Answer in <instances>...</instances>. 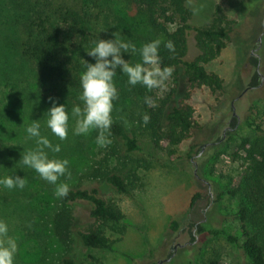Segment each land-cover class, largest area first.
Listing matches in <instances>:
<instances>
[{"label": "rangeland", "instance_id": "374dc122", "mask_svg": "<svg viewBox=\"0 0 264 264\" xmlns=\"http://www.w3.org/2000/svg\"><path fill=\"white\" fill-rule=\"evenodd\" d=\"M84 1L92 8V0ZM213 4H219L233 20L226 46L206 64L223 79V92L216 95L204 86L194 89L189 100L195 122L192 135L175 145L155 144L140 121L141 96L147 89L140 84L129 85L127 77L117 70L113 82L118 98L112 102V122L133 130L138 145L136 150L127 151L124 141L112 135L110 144L99 147L95 129L87 135H74L71 112L67 137L59 140L52 134L43 116L50 103L37 93L33 70L18 53L21 20L11 0H0V177L18 175L26 181L22 189L0 187V220L7 223L8 234L18 245L15 264H63L62 258H71L74 264H146L158 260H163L160 264H247L241 249L223 237L199 235L195 242H189L186 231L175 234L168 227L171 219L186 211L192 196L199 191L203 198L195 203L191 219L240 236L238 223L226 219L238 198L226 195L217 203L208 200L216 188L231 186L243 176L249 160L245 152L238 151L240 137L264 130V0L190 2L202 16L209 15ZM110 6L114 13L100 17L99 26L109 36L115 32L121 39L133 42L137 49L147 43L145 38L152 34L140 14L121 4ZM253 48L256 60L251 58ZM197 52L189 34L187 59ZM128 58L130 63L139 62V52ZM254 72L258 78L251 84ZM170 84L168 78L158 90L165 92ZM184 88L182 77L176 97L184 93ZM232 116L236 121L233 129L229 124ZM32 119H38L41 135L60 145V151L49 152V156L69 161L70 174L61 176L58 182L96 186L105 200L121 209L123 232L107 229L114 240L111 249L83 246L75 237L73 248L68 250L54 236V186L19 160L22 149L35 147L34 138H27L24 131ZM236 151L234 158L232 153ZM97 167L117 168L129 191L118 192L92 177L89 173ZM75 208L84 217L89 204ZM172 246L175 248L168 256Z\"/></svg>", "mask_w": 264, "mask_h": 264}, {"label": "trees", "instance_id": "16d2710c", "mask_svg": "<svg viewBox=\"0 0 264 264\" xmlns=\"http://www.w3.org/2000/svg\"><path fill=\"white\" fill-rule=\"evenodd\" d=\"M190 2L92 0V8H89L84 0H11L21 20L18 53L33 70L34 87L40 97L49 103V97H54L58 103H65L66 111L71 112L74 104L82 105L79 100V76L84 70L85 61L94 62L86 50L98 38H111L105 30L101 31L99 18L114 13L110 6L112 3L137 11L146 22L149 34H152L145 40H160V66L173 68L168 77L171 84L167 91L161 92L154 88L142 94L140 114L142 117L147 113L150 117L144 125L153 143L179 144L189 138L195 129L193 107L189 101L192 91L204 86L216 95L223 92V79L208 69L206 64L219 55L233 30V20L219 4H213L209 15L202 16L195 12ZM189 34H192L198 51L191 59L186 57ZM169 40L174 45L172 52L164 47ZM122 55L125 59L129 57L127 53ZM182 77L185 82L184 93L176 97ZM257 78L258 74L254 72L251 84ZM145 96L152 98L154 107L145 104ZM2 108L0 106V111ZM140 121L143 123L141 118ZM229 124L233 129L236 124L233 116ZM109 131L110 135L124 141L127 151L138 148L133 130L127 131L121 123L114 121ZM239 140L238 151L245 152L249 160L243 176L231 186L216 188L208 202L217 203L226 195L238 198L234 210L228 212L226 219L238 223L240 236L191 219L190 213L195 203L203 198L199 191L192 196L186 211L171 219L168 227L175 234L186 231L189 242H195L199 235L223 237L241 249L248 260L247 264H264V130L259 129L252 136H241ZM200 150L201 146L197 152ZM232 155L236 158L237 151ZM116 169L97 167L89 174L118 192H128L124 176ZM55 199L51 229L56 239L68 250L73 248L75 237L79 238L83 246L111 249L114 240L107 229L119 234L124 230L121 209L105 200L96 186L69 185L67 196H55ZM82 203L89 204L84 217L75 208ZM171 249L168 256L172 254ZM62 263L74 264V261L62 258ZM146 264L159 263L150 261Z\"/></svg>", "mask_w": 264, "mask_h": 264}, {"label": "clouds", "instance_id": "9594fccd", "mask_svg": "<svg viewBox=\"0 0 264 264\" xmlns=\"http://www.w3.org/2000/svg\"><path fill=\"white\" fill-rule=\"evenodd\" d=\"M103 31V29L101 30ZM160 40H152L144 43L137 49L131 41L121 39L112 33L111 38H98L90 49L86 50L88 56L94 58V62L85 61L84 70L80 73L79 84L81 92L79 100L82 105L74 104L71 108V115L74 118V135H87L91 130H97L95 143L99 147H105L111 143L110 128L112 125L113 101L118 98V91L113 78L119 73L127 77V83L135 86L140 84L146 89L163 87L164 81L172 74L171 66H160L158 53ZM164 47L170 52L174 51V45L169 40ZM139 52V62L130 63L129 58L125 59L122 53L130 55ZM50 106L44 111L46 126L52 134L64 140L68 135L69 114L66 111L65 103H58L56 98L49 97ZM146 105L154 107L151 97L145 96ZM147 113L141 119L143 123L149 120ZM24 131L27 138L33 139L35 147L22 149L20 162L22 165L35 170L39 176L54 186L56 197H65L69 192V186L65 182H58L61 176L68 173L67 159L50 157L49 152L58 153L59 144H53L47 136L41 135L38 119H32ZM47 150V151H46ZM25 179L18 175H6L0 177V187L5 189L23 188ZM9 228L5 221L0 220V264H15L17 253V241L8 234Z\"/></svg>", "mask_w": 264, "mask_h": 264}, {"label": "flooded vegetation", "instance_id": "af4514ba", "mask_svg": "<svg viewBox=\"0 0 264 264\" xmlns=\"http://www.w3.org/2000/svg\"><path fill=\"white\" fill-rule=\"evenodd\" d=\"M256 48V47H255ZM255 48H253L251 51H250V54L253 58H255L257 56V53L254 51ZM257 58V57H256ZM258 59V58H257ZM175 248L174 246H172V249Z\"/></svg>", "mask_w": 264, "mask_h": 264}, {"label": "water", "instance_id": "95a60500", "mask_svg": "<svg viewBox=\"0 0 264 264\" xmlns=\"http://www.w3.org/2000/svg\"><path fill=\"white\" fill-rule=\"evenodd\" d=\"M205 145V144H204ZM203 145V146H204ZM169 258H165V260H168ZM163 260H158V263L160 264Z\"/></svg>", "mask_w": 264, "mask_h": 264}]
</instances>
